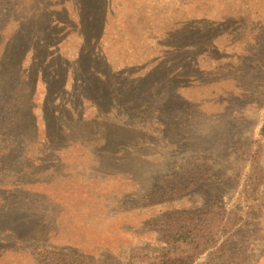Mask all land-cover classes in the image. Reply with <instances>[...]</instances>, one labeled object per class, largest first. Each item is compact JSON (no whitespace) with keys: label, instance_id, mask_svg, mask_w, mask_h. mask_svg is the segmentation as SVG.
<instances>
[{"label":"rangeland","instance_id":"374dc122","mask_svg":"<svg viewBox=\"0 0 264 264\" xmlns=\"http://www.w3.org/2000/svg\"><path fill=\"white\" fill-rule=\"evenodd\" d=\"M17 1L21 44L55 43V69L20 107L22 75L0 72V264H163L188 219L228 225L188 264H264V0H117L105 73L76 78L92 58L66 13L80 0H52L51 35L43 0ZM28 97L46 122L16 127Z\"/></svg>","mask_w":264,"mask_h":264},{"label":"trees","instance_id":"16d2710c","mask_svg":"<svg viewBox=\"0 0 264 264\" xmlns=\"http://www.w3.org/2000/svg\"><path fill=\"white\" fill-rule=\"evenodd\" d=\"M146 1L147 0H142V4L145 5L146 3H148ZM51 2L52 0H43V2L38 7L47 10L45 15H43L44 19L52 16L48 23L49 28L44 31L49 35L53 33L51 31V24L53 19L55 18V10L54 6L50 5ZM117 2V0H107L106 2L104 0V5L101 6V10L95 11L94 2L80 0L79 3H75V6L72 8V10H65L68 18L70 19L71 27L72 29H74V39L79 42L80 45H82L83 50L88 52L87 55H89V57H92L90 62H87L85 60V64L84 60L81 63L79 62L78 66L76 67L77 71L73 72L75 78L85 75L89 77H91L92 75L98 76L105 73L104 64L102 63L101 65L100 62L96 60L98 55L101 57L100 50L103 52L102 56L110 54L111 50L113 51V46L111 47V45L108 44L107 41L108 39H110V35L116 32V27L118 24V21L110 22L109 20H112L113 18L119 20V14L122 12L117 8ZM17 3V0L9 1V6L7 7L9 8V10L5 11L6 13H8V16L5 19L0 18V72L7 74L11 71L19 74V76L22 75L19 84H17L12 89V91H10V94H8L12 104H14L15 107H20L21 98L23 96V89H25L26 91L31 90V84L34 83L33 80H35L36 75L40 73L43 77L45 72L51 75L54 71V63H51L50 61L55 60V53L53 51H56V48H54L56 47V44L46 43L41 45L39 42H34L35 38H33V36L30 40H32L34 43H31L30 45V41H28L26 43V46H23L21 44L25 42L20 40L21 37L20 34H18V25L21 22V17L15 14L16 10L19 9V4ZM136 6L138 5L136 4ZM95 19H98L100 21L96 23L94 21ZM112 26L113 30H111ZM25 34L26 38L28 39V31ZM55 41H59V39H56ZM38 45L39 47H37ZM45 47H48V50H46ZM98 47L99 49H97ZM40 50H42V53L40 52ZM84 90L88 92L89 88H86ZM51 91L53 92V87L51 88ZM82 96L83 95L78 96L80 97V99L77 100V103L81 107H83V109L89 110L91 102L85 101L84 96ZM52 97L53 96H51L50 98ZM44 98L45 97H43L41 101L39 100V104H36V102L34 103V100L32 101L29 97L26 98V105H28L27 107L25 105V107L19 110L18 116L20 117V119H17L20 120L22 124L14 121L12 122V124H15L16 127L22 126L24 124H34L39 122L40 118L41 120L46 122V115H41L40 112L41 107L44 108V105L42 103ZM3 102L4 99L2 98V96H0V105ZM29 116L35 118L36 121H30ZM47 117L49 118L48 113ZM83 123H87V121ZM48 145L49 144L46 143L39 144L37 155H40L41 157H43V159L48 154L53 155V147L49 148ZM11 159L14 161L15 155H11ZM25 169L30 172L41 170V167L32 162V164H29L28 167L24 166L21 172H24ZM4 170L6 169L0 168V190H3L4 184L11 183L9 179H6L3 173ZM257 173V180L259 181V183H262L264 179L262 166H257ZM5 195V192L0 195V204L4 203L5 201L10 202V200H6L7 198H5ZM183 222L184 223L175 228L167 238L171 245L175 246V249L161 255L162 258H160L162 259L163 264H174L173 262L182 260V253L183 256L187 259V262H185L184 264H188L193 259L198 258V255H201L207 249L205 245H208L210 237H216L218 231H224V229L228 226L227 223H224V220H221L219 223L214 224H211L213 222L209 221L206 222L207 224L205 223L204 226L199 222H195L194 219L184 220ZM202 245H204L203 248H201ZM194 250H197L199 252L197 256L193 253Z\"/></svg>","mask_w":264,"mask_h":264}]
</instances>
